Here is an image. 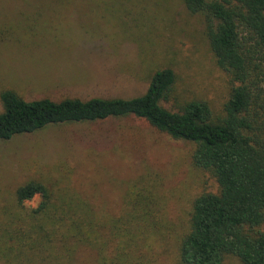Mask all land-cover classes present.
Wrapping results in <instances>:
<instances>
[{
    "label": "rangeland",
    "instance_id": "374dc122",
    "mask_svg": "<svg viewBox=\"0 0 264 264\" xmlns=\"http://www.w3.org/2000/svg\"><path fill=\"white\" fill-rule=\"evenodd\" d=\"M162 69L173 83L161 108L201 100L222 117L228 77L183 0H0V93L128 99ZM192 150L132 116L0 141V264H180L193 200L218 193ZM27 183L46 189L44 208L17 203Z\"/></svg>",
    "mask_w": 264,
    "mask_h": 264
},
{
    "label": "trees",
    "instance_id": "16d2710c",
    "mask_svg": "<svg viewBox=\"0 0 264 264\" xmlns=\"http://www.w3.org/2000/svg\"><path fill=\"white\" fill-rule=\"evenodd\" d=\"M183 4L201 18L215 64L228 77L222 117L213 120L201 100L183 104L178 112L161 108L158 103L173 83L171 71L162 69L154 72L142 95L128 99L27 102L1 92L0 141L49 125L126 116L142 119L173 140L193 144V165L209 170L218 186L217 194H201L192 202L188 231L178 249L180 264H221L226 256L239 264H264V232L257 230L264 223V0ZM34 193L41 194L44 202L39 209L44 208L48 194L38 183L19 187L17 203Z\"/></svg>",
    "mask_w": 264,
    "mask_h": 264
},
{
    "label": "clouds",
    "instance_id": "9594fccd",
    "mask_svg": "<svg viewBox=\"0 0 264 264\" xmlns=\"http://www.w3.org/2000/svg\"><path fill=\"white\" fill-rule=\"evenodd\" d=\"M44 201L41 198L40 193H34L30 199H25L23 201V207L31 209V210H36L39 208V205L43 203Z\"/></svg>",
    "mask_w": 264,
    "mask_h": 264
}]
</instances>
